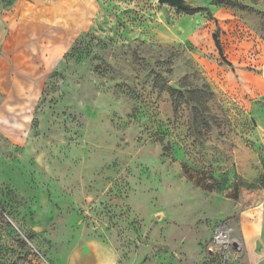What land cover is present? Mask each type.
I'll list each match as a JSON object with an SVG mask.
<instances>
[{
	"label": "rangeland",
	"instance_id": "1",
	"mask_svg": "<svg viewBox=\"0 0 264 264\" xmlns=\"http://www.w3.org/2000/svg\"><path fill=\"white\" fill-rule=\"evenodd\" d=\"M47 1L0 0L10 47L36 43ZM187 1L192 15L71 0L84 29L22 54L0 94V264H69L94 242L120 264H249L238 218L264 206V0ZM222 226L228 256L209 251Z\"/></svg>",
	"mask_w": 264,
	"mask_h": 264
},
{
	"label": "crops",
	"instance_id": "2",
	"mask_svg": "<svg viewBox=\"0 0 264 264\" xmlns=\"http://www.w3.org/2000/svg\"><path fill=\"white\" fill-rule=\"evenodd\" d=\"M70 1H47L48 7L46 8L45 5L42 14L38 13L35 17L36 24L39 26L36 30L40 29L35 36L36 43L22 44L19 41V44L14 42V45L10 47L12 39L5 34V26L0 20V94L5 101L9 100L10 95L18 89L20 81L16 71L21 68L20 59L23 53L35 58L45 50L44 44L48 47L55 45L62 47L71 41L74 32L84 29V26L79 25L80 22L77 21L75 25L71 18L77 10ZM238 224L239 238L248 263L259 264L264 261V206L241 212ZM84 251L85 253H82ZM82 252L79 251L71 258L69 264H120L117 252L101 242L90 243L82 248Z\"/></svg>",
	"mask_w": 264,
	"mask_h": 264
},
{
	"label": "built area",
	"instance_id": "3",
	"mask_svg": "<svg viewBox=\"0 0 264 264\" xmlns=\"http://www.w3.org/2000/svg\"><path fill=\"white\" fill-rule=\"evenodd\" d=\"M233 244L234 240L231 238L228 228L222 226V228H217L213 231L209 251L212 252L214 248L217 249L222 255L228 256L235 249Z\"/></svg>",
	"mask_w": 264,
	"mask_h": 264
},
{
	"label": "water",
	"instance_id": "4",
	"mask_svg": "<svg viewBox=\"0 0 264 264\" xmlns=\"http://www.w3.org/2000/svg\"><path fill=\"white\" fill-rule=\"evenodd\" d=\"M158 5H170L177 9L192 10L193 5L187 0H157ZM233 247H237V244H233Z\"/></svg>",
	"mask_w": 264,
	"mask_h": 264
},
{
	"label": "trees",
	"instance_id": "5",
	"mask_svg": "<svg viewBox=\"0 0 264 264\" xmlns=\"http://www.w3.org/2000/svg\"><path fill=\"white\" fill-rule=\"evenodd\" d=\"M215 2L217 4H219V5L225 3L224 0H216ZM205 11H206L207 15H210L208 10H205ZM184 12L186 14H188V15H192L194 13V9H192V10H185ZM213 42H214L215 48L217 49V52H218L219 56L220 57H223L222 48L220 46V42H219L218 37H217L216 34L213 36Z\"/></svg>",
	"mask_w": 264,
	"mask_h": 264
}]
</instances>
